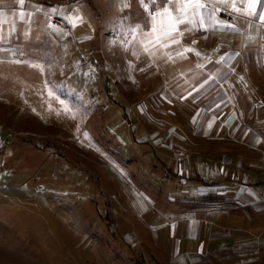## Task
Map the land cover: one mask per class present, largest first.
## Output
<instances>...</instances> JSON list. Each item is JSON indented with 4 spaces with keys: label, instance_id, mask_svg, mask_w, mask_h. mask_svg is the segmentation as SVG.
Listing matches in <instances>:
<instances>
[{
    "label": "rangeland",
    "instance_id": "1",
    "mask_svg": "<svg viewBox=\"0 0 264 264\" xmlns=\"http://www.w3.org/2000/svg\"><path fill=\"white\" fill-rule=\"evenodd\" d=\"M203 6L0 0V264H147L193 245L180 229L204 179L174 164L216 166L182 137L195 139L197 89L230 51L232 66L264 65L257 33L210 30ZM237 8L223 9L235 27Z\"/></svg>",
    "mask_w": 264,
    "mask_h": 264
},
{
    "label": "crops",
    "instance_id": "2",
    "mask_svg": "<svg viewBox=\"0 0 264 264\" xmlns=\"http://www.w3.org/2000/svg\"><path fill=\"white\" fill-rule=\"evenodd\" d=\"M231 3L244 13L237 19L238 27L223 12ZM247 4L248 0H205L200 15L210 30L245 37L247 30L241 28L248 25L259 36L257 43H264V21L249 16ZM261 11L257 4V13ZM237 57L230 51L223 58L225 68L208 71L211 85L197 89L203 104L194 117L195 139L182 135L187 151L211 156L216 166L193 165L195 169L188 170L174 164L176 178L189 184L204 179L193 197L198 214L180 229V237L187 236L193 245H177L175 251L159 248L147 264H264V65L247 68L241 58L242 67L232 66ZM151 234L159 237L154 229ZM172 234L167 230L160 236Z\"/></svg>",
    "mask_w": 264,
    "mask_h": 264
},
{
    "label": "snow or ice",
    "instance_id": "3",
    "mask_svg": "<svg viewBox=\"0 0 264 264\" xmlns=\"http://www.w3.org/2000/svg\"><path fill=\"white\" fill-rule=\"evenodd\" d=\"M22 2L23 0H21V3ZM140 2L143 3V0H140ZM150 2L155 3V0H150ZM168 2L171 3V0H168ZM257 4H259L260 9L262 10L259 14L257 13ZM233 7H235V5H233ZM236 10L240 11L239 8ZM164 12H169V9L165 8ZM247 14L259 19L260 21H264V0H248ZM153 19H155V16H153Z\"/></svg>",
    "mask_w": 264,
    "mask_h": 264
},
{
    "label": "built area",
    "instance_id": "4",
    "mask_svg": "<svg viewBox=\"0 0 264 264\" xmlns=\"http://www.w3.org/2000/svg\"><path fill=\"white\" fill-rule=\"evenodd\" d=\"M51 20L55 24H62V20L59 17L52 16Z\"/></svg>",
    "mask_w": 264,
    "mask_h": 264
}]
</instances>
